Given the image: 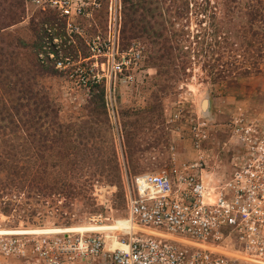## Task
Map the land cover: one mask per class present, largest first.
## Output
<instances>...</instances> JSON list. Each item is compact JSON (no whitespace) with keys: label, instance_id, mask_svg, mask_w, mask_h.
I'll list each match as a JSON object with an SVG mask.
<instances>
[{"label":"rangeland","instance_id":"374dc122","mask_svg":"<svg viewBox=\"0 0 264 264\" xmlns=\"http://www.w3.org/2000/svg\"><path fill=\"white\" fill-rule=\"evenodd\" d=\"M230 1L209 0V8L198 11L196 0H120V51L137 48L146 74L131 84L116 82L112 124L103 109V85L85 94L36 63L37 27L47 18L21 0H0V155L20 161V186L0 198V236L84 232L93 221L115 225L126 219L125 192L133 176L166 166L169 148L181 161L196 159L186 137L189 116L208 124L201 152L205 175L230 170L235 144L229 117L237 108L250 118L264 115L259 48L264 38L259 22L253 21L248 31L246 18L233 7L244 0ZM99 2V11L84 23L86 34L105 25L106 0ZM208 25L209 31L224 28L243 38L237 47L234 38L228 45L220 37L202 43L198 38L197 48L212 51L218 62L192 55L197 50L192 37ZM185 48L191 54L182 65ZM245 60L262 63L260 72L237 76L239 70L233 68ZM208 64L224 75L233 73L217 74L212 82ZM31 175L35 181L28 190L25 178ZM6 200L9 209L2 210L1 201ZM0 264L21 262L0 256Z\"/></svg>","mask_w":264,"mask_h":264},{"label":"built area","instance_id":"2783aa9c","mask_svg":"<svg viewBox=\"0 0 264 264\" xmlns=\"http://www.w3.org/2000/svg\"><path fill=\"white\" fill-rule=\"evenodd\" d=\"M22 1L47 18L37 27L36 63L85 94L103 85V109L115 124L116 82L131 84L146 74L137 48L120 51V0H106L105 25L90 34L84 23L99 11V0ZM185 124L197 159L179 161L169 148L166 166L129 180L127 230L115 238L125 250L105 248L95 233L2 235L1 258L21 264H264V115L250 118L237 108L229 117L235 147L230 170L220 176L204 173L207 121L189 116Z\"/></svg>","mask_w":264,"mask_h":264},{"label":"trees","instance_id":"16d2710c","mask_svg":"<svg viewBox=\"0 0 264 264\" xmlns=\"http://www.w3.org/2000/svg\"><path fill=\"white\" fill-rule=\"evenodd\" d=\"M22 1V0H21ZM128 0H122V2H127ZM209 0H196V4H194L195 8L198 11H205L206 8H209ZM151 2V1H150ZM149 2V4H150ZM230 2H234V1H230ZM233 7L236 8L237 13L238 14H243L242 16L244 18H246V24H248V31L251 28V23L253 21H257L259 22L260 28H261V33L262 35H260V37L264 38V0H244V2H234L233 3ZM224 24V23H222ZM212 25H208V28L206 29H202L203 33L200 32V34H196L194 37H192V40H194V43L196 44V48L197 45L199 44L198 42V38L202 39V41H205V39H209V42L215 41L214 37H220L221 42L225 45H228L229 42L234 38L235 39V43H234V47H237L241 44V40L243 38H241L238 33H235L232 35L231 33L227 32V30H225L224 28H220L216 31H209V29L211 28ZM225 26V25H223ZM245 30V29H244ZM209 31V32H207ZM214 34H219V35H214ZM221 35V36H220ZM152 36H154V33H152ZM186 36V35H185ZM36 37V36H35ZM160 35H157L156 38H159ZM229 39V40H228ZM181 40L183 42H186L187 39L182 35ZM200 43V44H201ZM263 45H260V53L263 54L262 58L264 60V42H262ZM210 43H208L209 45ZM36 45V43H35ZM185 50H188V52H185ZM196 50V49H195ZM189 49L185 48L180 52V57H182L181 60V64H185L186 62V58L189 57V55L191 53H189ZM212 54L213 52H208L207 49H201V48H197L196 51H192V55L194 57H208V60H212L213 62H218V59H212ZM232 62H236L234 60V58L232 59ZM262 64V63H260ZM257 63H247L246 60L244 61V63H240V66H236L235 65V69L239 70V72L236 74L237 76L240 77H248L250 75H255L258 74L259 71V65ZM208 66V78L212 81L215 82L216 79H218V75L221 76H228L230 75V73H233L230 71V73H226V75H224V72H221L219 70H217L218 68H215L214 64L211 65H207ZM217 67V65H216ZM52 69V68H50ZM181 72H183L184 74V67L182 66L180 68ZM235 77V75L233 76ZM230 78V77H228ZM20 164V161L15 157V156H11L7 153H5V155H0V198H2L3 195H8L9 193L13 192L14 190H16L18 188L19 185V181H20V176L17 174V167ZM25 179H27V188L28 190H32L33 186L31 185L32 183H34L35 181V175H31L30 177H26ZM20 186V185H19ZM2 204V210H6L9 209V205H10V201L6 200V201H1Z\"/></svg>","mask_w":264,"mask_h":264},{"label":"bare ground","instance_id":"6f19581e","mask_svg":"<svg viewBox=\"0 0 264 264\" xmlns=\"http://www.w3.org/2000/svg\"><path fill=\"white\" fill-rule=\"evenodd\" d=\"M115 225L105 224L104 221H93L88 226H85L84 229L87 231L84 232H77V233H95L102 235L104 242H105V248L111 250L114 248L117 249H123L125 250V246L121 244L120 242L116 241V235L117 232H126L127 230V223L125 219H122L120 221H115ZM60 233H72L70 231L67 232H60ZM26 234H39L34 232H28ZM44 234V233H42Z\"/></svg>","mask_w":264,"mask_h":264},{"label":"crops","instance_id":"0c3cea01","mask_svg":"<svg viewBox=\"0 0 264 264\" xmlns=\"http://www.w3.org/2000/svg\"><path fill=\"white\" fill-rule=\"evenodd\" d=\"M189 142V141H188ZM189 146H190V144H189ZM191 150H193V149H191ZM194 151V150H193ZM173 152H174V155H175V157L179 160V161H181L178 157H179V154H178V152L177 151H175V150H173ZM195 153H196V155H195V158L197 159V157H198V153L196 152V151H194ZM195 159V160H196ZM194 160V161H195Z\"/></svg>","mask_w":264,"mask_h":264}]
</instances>
